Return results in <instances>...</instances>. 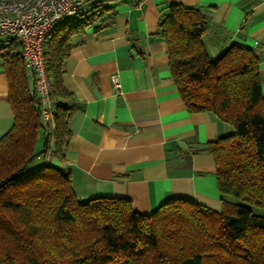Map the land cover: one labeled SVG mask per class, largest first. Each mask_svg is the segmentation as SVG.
Returning <instances> with one entry per match:
<instances>
[{"label": "trees", "instance_id": "16d2710c", "mask_svg": "<svg viewBox=\"0 0 264 264\" xmlns=\"http://www.w3.org/2000/svg\"><path fill=\"white\" fill-rule=\"evenodd\" d=\"M103 11L94 6L57 30L60 22L46 40L52 98L70 97L61 71L70 35ZM207 27L197 7L179 3L169 4L159 22L186 109L211 112L233 128L203 148L214 158L220 211L181 198L166 200L150 214L135 211L127 198L81 201L68 171L48 162L28 169L41 155L63 159L71 110L55 107L52 141L47 133L38 149V133L46 127L20 52L2 55L14 122L0 137V264H264V214L253 210L264 208L259 58L237 42L210 57L203 42Z\"/></svg>", "mask_w": 264, "mask_h": 264}, {"label": "crops", "instance_id": "0c3cea01", "mask_svg": "<svg viewBox=\"0 0 264 264\" xmlns=\"http://www.w3.org/2000/svg\"><path fill=\"white\" fill-rule=\"evenodd\" d=\"M173 3L195 6L206 16L203 42L210 57L235 42L252 48L264 93V0H87L79 14L94 6L104 11L68 39L61 71L70 97H53L52 106L70 108L69 138L63 159L49 155L48 161L69 172L81 201L127 198L135 211L150 214L181 198L221 210L214 158L203 148L233 128L211 112H189L180 97L159 29ZM78 15L67 16L57 30ZM8 52H20L19 43L0 34V137L14 122L2 57ZM24 70L32 93L33 78ZM114 74L119 90L112 86ZM47 133L52 141V131L38 133V149Z\"/></svg>", "mask_w": 264, "mask_h": 264}, {"label": "built area", "instance_id": "2783aa9c", "mask_svg": "<svg viewBox=\"0 0 264 264\" xmlns=\"http://www.w3.org/2000/svg\"><path fill=\"white\" fill-rule=\"evenodd\" d=\"M87 0H0V34L18 41L26 71L33 78L35 95L42 122L54 129L52 96L54 85L45 61V42L55 27L67 16L78 15ZM112 86L121 84L116 74Z\"/></svg>", "mask_w": 264, "mask_h": 264}, {"label": "rangeland", "instance_id": "374dc122", "mask_svg": "<svg viewBox=\"0 0 264 264\" xmlns=\"http://www.w3.org/2000/svg\"><path fill=\"white\" fill-rule=\"evenodd\" d=\"M48 128L46 127V130L42 129L39 132V137H42L44 135V133L48 132ZM45 159L46 163L49 161L50 156L46 155L45 157L43 155L39 156L38 158H35L30 165L28 166V169H37L40 165V163L42 162V160ZM52 163V162H51ZM55 163H52V165H54ZM236 200V199H235ZM253 210L255 213L257 214H264V208H257V207H253Z\"/></svg>", "mask_w": 264, "mask_h": 264}]
</instances>
